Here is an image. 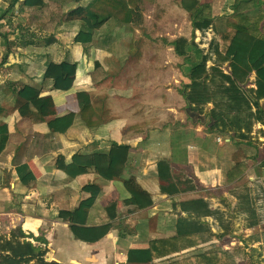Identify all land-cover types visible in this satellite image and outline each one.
<instances>
[{"label":"crops","instance_id":"obj_1","mask_svg":"<svg viewBox=\"0 0 264 264\" xmlns=\"http://www.w3.org/2000/svg\"><path fill=\"white\" fill-rule=\"evenodd\" d=\"M221 1L226 10L234 2ZM0 3L2 15L8 2ZM86 5L80 0L56 25L42 30L38 21L31 23L29 12L22 11L19 3L5 15L4 20L11 18L13 24L5 26L7 39L0 36V127H7V139L0 150V237L8 238L12 231L21 229L22 238L45 250L47 261L60 264H171L167 258L178 256L174 260H179L197 247L233 236L230 244L220 245L222 250L230 251L238 243L246 250L251 248V256L260 254L263 261L259 262L264 264V203L246 207L240 201V193L247 188L253 195L264 193V166L260 164L264 137L257 133L264 131V126L257 123L253 137L240 141L208 132L198 117H191L193 121L182 111L192 127L183 134L171 132L174 138H169L170 124L173 128L177 125L165 123V117L172 119L181 113L170 101L174 90L178 93L176 83L180 80L173 78L172 86L171 79L162 73L158 56L151 58V63L149 58H140L141 63L146 62L136 69L132 57L125 56L127 51L120 54L127 44L111 39L108 26L112 21L95 31L91 43L74 42L73 37L83 28ZM231 11L230 7L224 14ZM20 28L36 33L31 38L34 43L19 35ZM50 33L57 40L46 45L43 38ZM61 62L76 64L72 86L67 90L55 89L53 79L45 78L47 66ZM187 75L182 76L183 83L188 82ZM149 112L166 116L157 114L148 120ZM69 113L74 117L66 131L49 128L50 120ZM112 142L130 146L122 178L133 177L149 193L150 206L138 208L122 179H103L93 169L72 178L55 166L59 155L69 161L76 152L107 154ZM162 160L170 171L165 179L158 176L157 164ZM239 163L245 170L227 182V171ZM22 164L35 177L28 184L20 181L16 171ZM88 184L97 185L99 191L85 226L111 225L103 238L91 243L76 239L69 222L59 216L60 211H72L90 196L83 189ZM199 198L220 214L187 216L181 204ZM111 203L115 204L113 218L106 210ZM184 217H188L191 230L200 228V223L205 229L190 239H178L179 252L166 257L155 254L148 262L128 261L129 250L176 238ZM226 224L228 230L223 228Z\"/></svg>","mask_w":264,"mask_h":264},{"label":"trees","instance_id":"obj_2","mask_svg":"<svg viewBox=\"0 0 264 264\" xmlns=\"http://www.w3.org/2000/svg\"><path fill=\"white\" fill-rule=\"evenodd\" d=\"M73 1L77 4L80 2ZM190 1L192 5L188 10V17L194 36L196 31L199 32V40L184 36L170 40L175 54L189 64L188 82L183 83L178 90L185 102L184 111L190 118L206 116L208 119L204 128L210 133L229 135L232 139L240 141L250 140L254 126L257 123L264 126V0H234L230 14L219 12L220 2ZM18 3L22 11L29 12L31 23L36 24L38 21L41 30L47 25L44 22L45 17L41 16V11L47 5L46 0H8L5 12L0 15V36L4 39L8 37L5 26L10 24L9 19L4 20L5 15ZM143 3L144 0H91L84 7L83 28L75 34L73 41L82 45L91 43L95 31L108 21H115L118 28H135L142 31ZM57 22L59 20L53 25ZM19 31L21 36L29 37L26 40L28 43L33 41L31 38L36 37V33L30 29ZM56 40L53 33L43 38L46 45ZM75 72V63H50L46 68L45 78L53 79L55 89L67 90L72 86ZM73 117V113L56 117L48 122V126L52 131L62 133L72 124ZM1 126L0 150L7 139V127ZM257 133L264 137L263 130L259 129ZM129 150V145L112 142L107 154L76 152L69 161L59 155L55 166L72 178L93 169L103 179H122L133 203L138 208H145L152 204L149 193L143 190L133 177L122 178ZM260 164L264 166V159ZM157 169L160 178L170 176L166 161H159ZM244 170L243 163L232 167L227 171V182L233 181ZM16 171L24 184L35 179L26 164L16 167ZM83 189L90 192V196L83 199L72 211H60L59 216L69 222L70 230L76 239L91 243L103 238L111 225L85 226L88 210L94 203L99 187L88 184ZM248 190L247 188L240 193V201L244 206L255 202L264 203V193L253 195ZM162 191L174 192L166 188H162ZM181 206L187 216L194 218L220 214L219 210H212L209 202L203 198L185 201ZM114 209V203L106 206L110 218L114 217ZM194 218L191 220L196 222ZM190 228L188 217L180 219L176 238L152 241L146 249L129 250L128 261L148 262L156 258L155 254H159L158 257H166L179 252L178 239H190L194 233L205 229L201 223L197 230ZM223 228L228 230L230 226L226 224ZM22 237L24 233L21 229L12 231L8 238L0 237V264H60L47 261L45 250ZM199 244L200 242H191V245ZM190 253L179 260H174L178 256L167 259L172 260L171 264H235L230 251L221 248L211 247L205 250L197 247Z\"/></svg>","mask_w":264,"mask_h":264},{"label":"rangeland","instance_id":"obj_3","mask_svg":"<svg viewBox=\"0 0 264 264\" xmlns=\"http://www.w3.org/2000/svg\"><path fill=\"white\" fill-rule=\"evenodd\" d=\"M2 1L8 2V0H2ZM90 1L91 0H85V1L83 0V2L87 4ZM222 1L224 2V0ZM213 2L218 3L220 2V0H213ZM46 3L47 5L41 11V13L45 17V22L47 25H52L55 21L62 20L66 16L67 11L73 8V6L77 5V3H75L73 0H46ZM191 5L192 2L190 0H144L143 23H142L143 30L140 31L135 28L132 29L122 28L125 31L121 33L122 29H118L115 26L116 25L114 23L115 21L114 22L112 21L111 24H109L108 26L112 30V33H110V37L113 40H118L120 44L122 43L127 44L124 45V47L126 48L125 50H122L120 54H123L125 51H127V55L125 56L132 57L133 65L135 66L136 64L135 66L136 69L141 64H144L146 62L143 61L141 63L139 61L140 58L142 60L149 58L151 63V58H155L158 56L160 63L163 65L162 73L171 79L172 86H175L174 85L175 83L172 82L173 78H177L178 80H180L179 82L176 83L178 85L176 88L177 90H179V88H181L183 84L182 76L187 75V71L189 67H188V63L183 61L182 60L183 58L178 57L173 51V49L170 48L171 47L170 40L178 36H184L187 37L188 39L195 37L194 38L195 41L199 40V32L196 31L194 36L192 26L188 17L189 16L188 10L191 7ZM230 7L227 8V10L226 8H219V12L224 14V11H228ZM12 21L10 22V25L13 24ZM19 30H22V28H20ZM23 31L25 30L23 29ZM19 35H20V31H19ZM129 65H131V63ZM151 66L152 65H150L149 69L153 68ZM128 68H130V66ZM131 72L135 73L136 70L132 68ZM171 100H172V104L177 106L180 109L179 111L181 112V113L178 112V114L175 113V117L173 116L172 119L171 118L168 119V117H165L166 118L165 123L171 121H173L174 123L176 122L175 125H177V127L173 128V126H171L170 124V130L169 133L167 134L169 138H174L172 137L173 133L171 132H175L176 134L177 133L183 134L184 131L188 130V128L192 127V125L188 123L187 120L189 119L185 118V115L182 114L183 113L182 111H184L185 102L181 97L180 93L179 92L176 93V91L174 90V98L173 99L170 98V101ZM166 112H168L169 114L170 111H166ZM157 114L159 115V117L166 116V114H162V113L149 112L148 120L149 119L151 120L152 119L151 117ZM170 114L172 115V113ZM197 117L199 122L203 124L208 119L204 115ZM191 119L194 121L193 118ZM165 128L166 126L164 127V129ZM211 138L214 139V136ZM218 195L219 196L222 195V191H219ZM232 237L233 236L223 238V240H219L216 243H207L206 245H203L202 248H210V247L221 248L220 245L222 244H227V243L230 244ZM237 244L238 243L232 245L230 250V255L232 256L235 264H259L258 262L262 258L261 259L258 258L257 254H253L251 256V248L246 250L244 247H241Z\"/></svg>","mask_w":264,"mask_h":264},{"label":"built area","instance_id":"obj_4","mask_svg":"<svg viewBox=\"0 0 264 264\" xmlns=\"http://www.w3.org/2000/svg\"><path fill=\"white\" fill-rule=\"evenodd\" d=\"M2 0H0V2H1Z\"/></svg>","mask_w":264,"mask_h":264},{"label":"bare ground","instance_id":"obj_5","mask_svg":"<svg viewBox=\"0 0 264 264\" xmlns=\"http://www.w3.org/2000/svg\"><path fill=\"white\" fill-rule=\"evenodd\" d=\"M48 258V257H47Z\"/></svg>","mask_w":264,"mask_h":264}]
</instances>
